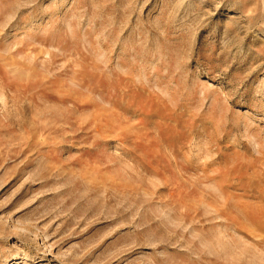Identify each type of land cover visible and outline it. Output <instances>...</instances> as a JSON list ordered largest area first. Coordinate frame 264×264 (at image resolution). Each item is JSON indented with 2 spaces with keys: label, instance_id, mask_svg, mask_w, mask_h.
<instances>
[{
  "label": "rangeland",
  "instance_id": "rangeland-1",
  "mask_svg": "<svg viewBox=\"0 0 264 264\" xmlns=\"http://www.w3.org/2000/svg\"><path fill=\"white\" fill-rule=\"evenodd\" d=\"M0 264H264V0H0Z\"/></svg>",
  "mask_w": 264,
  "mask_h": 264
},
{
  "label": "bare ground",
  "instance_id": "bare-ground-1",
  "mask_svg": "<svg viewBox=\"0 0 264 264\" xmlns=\"http://www.w3.org/2000/svg\"><path fill=\"white\" fill-rule=\"evenodd\" d=\"M11 259H14V258H11ZM17 260V259H16Z\"/></svg>",
  "mask_w": 264,
  "mask_h": 264
}]
</instances>
